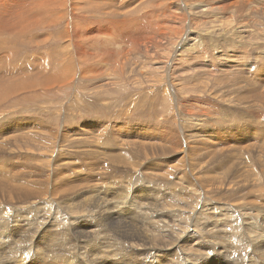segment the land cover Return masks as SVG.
<instances>
[{
  "label": "rangeland",
  "instance_id": "374dc122",
  "mask_svg": "<svg viewBox=\"0 0 264 264\" xmlns=\"http://www.w3.org/2000/svg\"><path fill=\"white\" fill-rule=\"evenodd\" d=\"M261 2L253 3L256 11L250 12L243 8L246 0H0V259H6L0 264L264 262L250 244L264 247V240L258 246L264 238V79L256 73L261 70L264 77V15L257 12L264 10ZM233 31L246 34L252 57L245 65L240 57L231 67L210 70L190 59L189 54L216 56L227 48L242 53L244 42ZM188 33L201 39L200 45L188 39L194 51L182 48ZM190 74L199 78L196 85ZM233 77L241 79L235 87L227 80ZM215 78L222 82L218 85ZM244 105L251 109L243 110ZM128 106L146 111H129L127 116L123 107ZM242 111L247 115L240 116ZM179 137L181 148L175 143ZM25 188L30 189L28 199L21 195ZM85 190L87 198H102L118 208L136 197L142 213L148 205L142 201L138 206L139 194L157 191L150 198L151 226L128 227L134 235L119 241L128 224L110 215L104 218L90 203L81 202L78 209L73 203L65 206L74 191L85 196ZM123 191L130 195L126 203L121 202ZM208 205L209 216L226 217V225L217 222L224 225L218 230L222 235L218 233L217 241L209 236L211 243L201 229L199 237L192 235L194 240L183 245L194 232L196 212ZM247 221L254 229L244 228ZM69 225L73 247L59 236ZM86 231H91L88 240ZM143 237H149L150 248L145 249ZM160 238L166 241L163 248L151 242ZM8 247L20 248L11 252Z\"/></svg>",
  "mask_w": 264,
  "mask_h": 264
},
{
  "label": "bare ground",
  "instance_id": "6f19581e",
  "mask_svg": "<svg viewBox=\"0 0 264 264\" xmlns=\"http://www.w3.org/2000/svg\"><path fill=\"white\" fill-rule=\"evenodd\" d=\"M260 1V0H259ZM262 2L264 1V0H261ZM256 2H258V0H246V3L243 5V8L245 9V10H247V11H249L250 10V12H253L254 10V8H252V4L253 3H256ZM261 2V3H262ZM182 3V2H181ZM207 3H209V2H207ZM114 4V3H113ZM228 4V3H227ZM231 5H237L236 3H230ZM229 4V5H230ZM260 3H258L257 5H259ZM263 4V3H262ZM178 5V4H177ZM231 5H230V7H231ZM102 6V5H101ZM104 6V5H103ZM113 5L111 4V7H112ZM114 6H116V5H114ZM179 6V5H178ZM178 6H177V8H178ZM262 6V5H261ZM125 7V6H124ZM114 8V7H113ZM204 8H205V6H204ZM123 9V8H122ZM200 9V8H199ZM263 9V8H262ZM262 9L259 11H257L259 14H261V15H264V10L262 11ZM182 11V10H181ZM237 11V10H236ZM256 11V10H255ZM254 11V12H255ZM263 12V13H262ZM201 15H202V13H201ZM53 19V18H52ZM246 20V19H245ZM246 23V22H245ZM222 24V23H221ZM243 24V23H242ZM159 26V25H158ZM159 29V28H158ZM239 29V28H238ZM245 29V28H244ZM255 29V28H254ZM164 30V29H163ZM163 30H161L162 31V33H164L165 31H163ZM101 31V30H100ZM168 31V30H167ZM172 31V30H171ZM232 31V30H231ZM234 32V31H233ZM233 32H231V33H233ZM129 33V32H128ZM162 33H160V35L162 34ZM169 33V32H168ZM245 33V32H244ZM244 33H239L238 35H237V33H235L234 32V34H232V36H234L235 38H237V39H242L243 40V42H244V46H245V48L247 47V46H249V44L246 42V41H244L245 39H244V37H245V35L246 34H244ZM260 33V32H259ZM189 34V33H188ZM117 35V34H116ZM151 35V34H150ZM149 35V36H150ZM152 35H153V33H152ZM157 35H158V33H157ZM163 35V34H162ZM165 35V34H164ZM220 35H222V34H220ZM258 35V34H257ZM128 36V35H127ZM154 36H155V34H154ZM80 37V36H79ZM78 37V38H79ZM152 37V36H151ZM158 37V36H157ZM162 38H163V36H161ZM161 37L159 36V38L161 39ZM167 37V36H166ZM189 37H191V33L185 38V40L183 39L182 41H184L183 43L181 42V40H180V42L183 44V49H184V51L185 50H187V51H190L191 49H192V51H194L193 49H195V48H193V46H192V44L191 45H189V43L191 42L190 40H188V39H192V38H194L193 36L191 37V38H189ZM222 37V36H221ZM104 38V37H103ZM149 38V37H148ZM168 38V37H167ZM170 38V37H169ZM197 39H198V37H196ZM123 39V38H122ZM165 39V38H164ZM195 39V38H194ZM234 39V38H233ZM147 40V39H146ZM146 40H144V41H146ZM167 39H165L164 41H166ZM169 40V39H168ZM196 40V39H195ZM201 39H198V40H196L195 42H199ZM142 41V40H141ZM153 41V40H152ZM152 41H150V42H148L149 44H151V42ZM157 42H158V40H156ZM162 41V40H161ZM188 41H190V42H188ZM231 41H233V40H231ZM235 41V40H234ZM159 42H160V40H159ZM179 42V43H180ZM229 42V41H228ZM237 42V41H236ZM146 43V42H145ZM147 43V44H148ZM200 43L201 42H199L198 44L200 45ZM146 44V45H147ZM155 44V43H154ZM231 44V43H230ZM229 44V45H230ZM237 44H238V42H237ZM240 44H242V43H240ZM79 45H81V44H79ZM178 45V44H177ZM226 45L228 46V43L226 42ZM83 46V45H82ZM117 46V45H116ZM204 46V45H203ZM234 45H232L231 47H233ZM240 46V45H239ZM242 46V45H241ZM80 47V46H79ZM146 47V46H145ZM144 47V48H145ZM154 47V46H153ZM180 48H181V46H179ZM202 47V46H201ZM219 47H221V46H219ZM230 47V46H229ZM152 48V47H151ZM191 48V49H190ZM206 48V47H205ZM204 48V49H205ZM227 48V47H226ZM235 48V47H234ZM190 49V50H189ZM228 50H223L222 49V51H224V52H221V50H220V52L216 55V56H210V55H196V56H194V55H190L189 54V57H190V59L192 60V61H195L196 62V64L195 65H198V64H201L202 65V63H204L203 64V67L206 69V68H208V69H210V70H212V66H220V69L222 68V67H228V66H230V64L229 63H233V61L234 60H236V61H238L239 60V58L241 57V59H242V62H243V64L242 65H245L244 63H247V60H249L250 59V56H251V53L250 52H248L247 51V48H246V50L244 49V51H242V53H238V52H236V51H232V50H234V49H230L229 50V48H227ZM4 50V49H3ZM146 50H148V48L146 49ZM238 50H241V49H238ZM179 51V50H178ZM183 51V52H184ZM150 52V51H149ZM258 52V51H257ZM261 52V51H260ZM6 53V52H5ZM79 53V52H78ZM81 53V52H80ZM83 53V52H82ZM81 53V54H82ZM204 53H207V52H204ZM222 53V54H221ZM244 53H245V55H244ZM262 53V52H261ZM191 54H193L192 52H191ZM200 54H202V52L200 53ZM208 54H209V51H208ZM153 55V54H152ZM160 56V55H159ZM207 56V57H206ZM220 56H222L224 59H220ZM260 56V55H259ZM208 57H209V60H208ZM252 57V56H251ZM261 57H262V55H261ZM264 57V56H263ZM262 57V59L264 60V58ZM147 58V57H146ZM189 59V60H190ZM260 59V57H258V60ZM164 60V59H163ZM224 61L225 60V64H223L222 62H220V61ZM165 61V60H164ZM253 61V60H252ZM104 62V61H103ZM127 62V61H126ZM216 62H219V63H216ZM259 62V61H258ZM158 63V62H157ZM157 63H156V65H157ZM165 63H168L167 61L165 62ZM38 64V63H37ZM193 64V63H192ZM228 64V65H227ZM253 64V63H252ZM158 65H161L160 63L158 64ZM169 65V64H168ZM173 65V64H172ZM191 65V64H190ZM200 65V66H201ZM226 65V66H225ZM233 65V64H232ZM231 65V66H232ZM238 65L239 64H237V67H238ZM163 66V65H162ZM161 66V67H162ZM165 66V65H164ZM193 66V65H192ZM207 66V67H206ZM209 66H210V68H209ZM230 66V67H231ZM235 66H236V64H235ZM241 66V65H240ZM33 67V66H32ZM100 67V66H99ZM98 67V68H99ZM160 67V66H159ZM167 67V66H166ZM170 67V66H169ZM189 67V66H188ZM213 67V68H214ZM148 69V68H147ZM168 69V68H167ZM193 69V68H192ZM207 69V70H208ZM215 69V68H214ZM220 69H216L217 71L218 70H220ZM215 70V71H216ZM229 70V69H228ZM230 70H232V69H230ZM195 71H197V70H195ZM209 71V70H208ZM207 71V72H208ZM214 71V72H215ZM227 71V70H226ZM234 70H232V72H233ZM258 71V70H257ZM256 71V73H257V75L259 76V78L258 79H260L261 80V78L260 77H262L263 79H264V77L262 76V75H260V72H261V70L260 71H258L257 72ZM264 71V70H263ZM99 72H100V69H99ZM189 72V71H188ZM255 72V71H254ZM162 73V72H161ZM180 73V72H179ZM209 73H212V72H209ZM165 74V73H164ZM164 74H162V75H164ZM234 74V73H233ZM241 74V73H240ZM235 75V74H234ZM239 75V74H238ZM242 75V74H241ZM56 76V75H55ZM166 76H167V74H166ZM168 76H169V74H168ZM167 76V77H168ZM52 77H54V76H52ZM244 77V76H243ZM243 77H241V78H243ZM54 78H56V77H54ZM154 78V77H153ZM226 78V77H225ZM234 78V77H233ZM71 79V78H70ZM162 79V78H161ZM171 79V78H170ZM252 79V78H251ZM257 79V80H258ZM159 80V79H158ZM190 80L191 81H193V83L196 85V83L198 82L197 80H199V78L198 77H196L194 74H190ZM215 80H218L217 78H215ZM228 81H231V83H229V86H232V87H235L239 82H241V79H236L235 80V78L234 79H232V78H228L227 79ZM243 80V79H242ZM248 80V79H247ZM249 80H250V77H249ZM248 80V81H249ZM220 81V82H219ZM253 81V80H252ZM160 82V81H159ZM222 81L221 80H218L217 81V84L219 85V83H221ZM254 82V81H253ZM257 82H259V81H257ZM51 83V82H50ZM171 84V83H170ZM223 84H224V82H223ZM240 84V83H239ZM254 84H255V82H254ZM163 85V84H162ZM195 85H194V87H195ZM227 85V84H226ZM257 83H256V88L255 89H257ZM5 86H7V85H5ZM167 86V85H166ZM248 87V86H247ZM168 89V88H167ZM151 90V89H150ZM171 91V90H170ZM239 90H237V92H238ZM227 93H232V91L229 89V90H227L226 91ZM171 93H173V92H171ZM175 93V92H174ZM235 94V93H234ZM151 95H152V93H151ZM165 95V94H164ZM228 95V94H227ZM239 95V94H238ZM162 96V95H161ZM166 96V95H165ZM164 96V97H165ZM237 96V95H236ZM242 96V95H241ZM35 97V96H34ZM247 96H245V98H246ZM258 97V96H257ZM262 97V96H261ZM155 98V97H154ZM153 98V99H154ZM159 98V97H158ZM163 98V97H162ZM236 98H238V97H236ZM262 98H264V97H262ZM143 99V98H142ZM170 99V98H169ZM237 100H245V99H243V98H238ZM151 101V100H150ZM157 101V100H156ZM258 102H259V100H257ZM211 102V101H210ZM244 103L243 104H246L245 103V101H243ZM260 102H262V100L260 101ZM147 103V102H146ZM151 103H152V101H151ZM236 103V102H235ZM242 103V102H241ZM108 104V103H107ZM213 104V103H212ZM227 104V103H226ZM249 104V103H248ZM251 104V103H250ZM263 104H264V100H263ZM262 104V105H263ZM257 105V104H256ZM258 105H261V103H259ZM68 106V105H67ZM146 106V105H145ZM204 106V105H203ZM206 106V105H205ZM233 106L234 105H232V106H230L231 108H233ZM236 106V105H235ZM245 106V105H244ZM250 106H252V105H250ZM100 107V106H99ZM155 107V106H154ZM96 108V107H95ZM103 108V107H102ZM109 108V107H108ZM111 108V107H110ZM110 108H109V110H110ZM123 108H125V110H127L126 111V113H127V116H129V111H133V112H143V111H146L145 109H143V107H140V106H138L137 107V109H138V111L137 110H133V109H130V107L128 106L127 108L126 107H123ZM157 108V107H156ZM184 108V107H183ZM186 108V107H185ZM93 109V108H92ZM107 109V108H106ZM158 109V108H157ZM189 109V108H188ZM248 109L250 110L251 108H246V106H245V108H243V110H246V111H248ZM206 110V109H205ZM229 110V109H228ZM105 111H107V110H105ZM122 111H124V110H122ZM148 111V110H147ZM191 111V110H190ZM230 111V110H229ZM257 111V110H256ZM259 111V110H258ZM72 112V111H71ZM186 112V111H185ZM184 112V113H185ZM205 112V111H204ZM231 112V111H230ZM83 113V112H82ZM187 113H189V112H187ZM203 113V112H202ZM233 113H235V112H233ZM252 113V112H251ZM261 113H263V112H261ZM113 114V113H112ZM121 114V113H120ZM123 114V113H122ZM193 114V113H192ZM232 114V113H231ZM253 114H255V113H252V115ZM259 114V113H258ZM189 115V114H188ZM233 115V114H232ZM247 115V113L246 112H244V111H242L241 112V115L240 116H242V117H244V116H246ZM256 115V114H255ZM190 116V115H189ZM235 116H236V114H235ZM262 116V115H261ZM260 115H259V117H261ZM170 117V116H169ZM234 117V116H233ZM258 117V118H259ZM167 118V117H166ZM179 118V117H178ZM221 118V117H220ZM215 119V118H214ZM238 119V118H237ZM248 119V118H247ZM254 119V118H253ZM177 119H175V121H176ZM234 120L235 119H233V122H234ZM240 120V119H239ZM255 120V119H254ZM158 121V120H157ZM161 121V120H160ZM209 121V120H208ZM236 121V120H235ZM262 121V120H261ZM180 122V121H179ZM237 122H238V120H237ZM243 122V121H242ZM253 122V121H252ZM259 122H260V120H259ZM183 123V122H182ZM181 123V124H182ZM193 123V122H192ZM261 123V122H260ZM97 124V123H96ZM175 124H177V123H175ZM262 124V123H261ZM128 125V124H127ZM184 125V124H183ZM260 125V124H259ZM185 126V125H184ZM188 126V125H187ZM187 126H185L186 128V130H187ZM254 126V125H253ZM263 126V128H264V124L262 125ZM32 127V126H31ZM72 127V126H71ZM173 127V126H172ZM183 127V126H182ZM242 127H243V125H242ZM245 127V126H244ZM252 127V126H251ZM33 129H34V127H32ZM74 128H75V126H74ZM184 128V127H183ZM241 128V127H240ZM247 128V127H246ZM39 129V128H38ZM41 129V128H40ZM40 129H39V131H40ZM90 129V128H89ZM188 129H189V127H188ZM193 129V128H192ZM191 129V130H192ZM50 130V129H49ZM54 130V129H53ZM56 130V129H55ZM93 130V129H92ZM233 130V129H232ZM42 131H44V130H42ZM61 130H59V132H60ZM85 131V130H84ZM185 131V130H184ZM251 131V130H250ZM49 132V131H48ZM87 132H89V131H87ZM95 132V131H94ZM99 132V131H98ZM174 132V131H173ZM192 132V131H191ZM191 132H189V133H191ZM57 133V132H56ZM69 133V132H68ZM78 133V132H77ZM76 133V134H77ZM185 133H186V131H185ZM184 133V134H185ZM189 133H187V135L189 136ZM204 133V135H207L206 133H208V131H205V132H203ZM36 134H37V132H36ZM50 134V133H49ZM71 134H73V133H71ZM102 134V133H101ZM192 134V133H191ZM197 134V133H196ZM44 135V134H43ZM66 135V134H65ZM86 135V134H85ZM89 135V134H88ZM171 135V134H170ZM169 135V136H170ZM173 135V134H172ZM186 135V134H185ZM194 135V134H193ZM221 135V134H220ZM28 136H29V134H28ZM26 137V135H25V137L26 138H29V137ZM58 136V135H57ZM175 136H177V135H175ZM187 136V137H188ZM41 137V136H40ZM185 137V136H184ZM194 137H195V135H194ZM198 137V136H197ZM213 137V136H212ZM18 138H20V137H18ZM62 138H63V136H62ZM137 138V137H136ZM167 138V137H166ZM186 138V137H185ZM14 139V138H13ZM16 139V138H15ZM66 139V138H65ZM77 139V138H76ZM75 139V140H76ZM112 139V138H111ZM170 139V138H169ZM175 139V138H174ZM21 140V139H20ZM26 140V139H25ZM87 140V139H86ZM89 140V139H88ZM124 140V139H123ZM123 140H121V141H123ZM167 140V139H166ZM194 140H196V137H195V139ZM204 140V139H203ZM211 140V139H210ZM27 141V140H26ZM53 141V140H52ZM67 141V140H66ZM133 141V140H132ZM136 141V140H135ZM184 141V140H183ZM189 141H190V139H189ZM248 141V140H247ZM47 142V141H46ZM78 142V141H77ZM128 142H129V140H128ZM207 142V141H206ZM11 143V142H10ZM122 143V142H121ZM133 143H135L136 144V142H132V144ZM171 143V142H170ZM176 143V146L178 147V148H181V146H182V141H181V138L179 137V139L175 142ZM188 143V142H187ZM204 143V142H203ZM75 144V143H74ZM93 144V143H92ZM123 144V143H122ZM168 145H169V142L167 143ZM190 144V143H189ZM189 144H187V145H189ZM193 144V142L191 143V145ZM126 145V144H125ZM127 145H129V144H127ZM163 145V144H162ZM184 145V144H183ZM190 145V146H191ZM195 145H197V144H194V146ZM200 145V144H199ZM62 146H63V144H62ZM117 146H119V145H117ZM132 146V145H131ZM145 146V145H144ZM193 146V145H192ZM191 146V147H192ZM127 147V146H126ZM143 147V146H142ZM148 147V146H147ZM146 147V148H147ZM188 147V146H187ZM139 148H141V147H139ZM145 148V147H144ZM145 148V149H146ZM193 149L194 148H196V147H192ZM200 148L202 149V147H199V151H200ZM153 149V148H152ZM187 148H185V150H186ZM190 149V148H189ZM188 149V150H189ZM254 149V148H253ZM166 150V149H165ZM196 150V149H195ZM194 150V152H196ZM209 150V149H208ZM139 151V150H138ZM163 151V150H162ZM191 151V150H190ZM204 151V150H203ZM146 152V151H145ZM171 152V151H170ZM204 152H206V151H204ZM137 153V152H136ZM139 153V152H138ZM137 153V154H138ZM154 153V152H153ZM185 152H183V154H184ZM193 153V152H192ZM90 154V153H89ZM155 154V153H154ZM160 154H162V153H160ZM194 154V153H193ZM210 154H211V152H210ZM122 155V154H121ZM181 155V154H180ZM209 155V154H208ZM193 156V155H192ZM119 157H121V156H119ZM162 157V156H161ZM207 157V156H206ZM216 157V156H215ZM50 158V157H49ZM48 158V159H49ZM63 158H65V157H63ZM122 158H124V157H122ZM131 158V157H130ZM134 158V157H133ZM139 158V157H138ZM166 158H167V156H166ZM180 157H178V159H179ZM183 158V157H182ZM181 158V159H182ZM52 159V158H51ZM111 159V158H110ZM114 159H115V157H114ZM113 159V160H114ZM120 159V158H119ZM169 159V158H168ZM167 159V160H168ZM186 159V158H185ZM67 160V159H66ZM126 160V159H125ZM128 160V159H127ZM134 160H135V158H134ZM152 160V159H151ZM159 160V159H158ZM175 160V159H174ZM183 160V159H182ZM186 160H188V159H186ZM185 160V161H186ZM196 159H194V161H195ZM201 160V159H200ZM117 160L115 159V162H116ZM176 161V160H175ZM38 162V161H37ZM44 162V161H43ZM123 162V161H122ZM142 162V161H141ZM147 162V161H146ZM164 162H165V160H164ZM169 162V161H168ZM173 162V161H172ZM177 162V161H176ZM116 163H118V162H116ZM121 162H119V164H120ZM151 163V162H150ZM158 163V162H157ZM197 163V162H196ZM195 163V164H196ZM128 164V163H127ZM132 164V163H131ZM160 164V163H159ZM193 164V163H192ZM194 164V165H195ZM42 165V164H41ZM43 165H45V164H43ZM57 165V164H56ZM56 165H55V167H56ZM121 165H123V164H121ZM138 165V164H137ZM147 165V164H146ZM173 165V164H172ZM181 165V164H180ZM190 165V164H189ZM206 165V164H205ZM259 165V164H258ZM147 166H149V164L147 165ZM176 166V165H175ZM192 166V165H191ZM197 166V165H196ZM220 166V165H219ZM221 166H222V164H221ZM221 166H220V168H221ZM45 167V166H44ZM131 167V166H130ZM185 167V166H184ZM193 167V166H192ZM37 168V167H36ZM52 168V167H51ZM132 168V167H131ZM152 168V167H151ZM150 168V169H151ZM155 168V167H154ZM165 168H166V166H165ZM173 168V167H172ZM186 168V167H185ZM198 168V167H197ZM44 169H46V167L44 168ZM147 169H148V167H147ZM167 169V168H166ZM202 169V168H201ZM39 170V169H38ZM108 170V169H107ZM127 170V169H126ZM136 170V169H135ZM187 170V169H186ZM191 170V169H190ZM204 170H205V168H204ZM203 170V171H204ZM25 171V170H24ZM42 171V170H41ZM120 171V170H119ZM163 171V170H162ZM206 171V170H205ZM1 172H2V170H1ZM32 172V171H31ZM43 172H45V170L43 171ZM53 172V171H52ZM52 172H51V174H52ZM130 172H132V171H130ZM149 172V171H148ZM125 173V172H124ZM128 173V172H127ZM176 173V172H175ZM123 174V173H122ZM173 174V173H172ZM202 174V173H201ZM54 175V174H53ZM56 175V174H55ZM110 175V174H109ZM120 175V174H119ZM127 174H125V176H126ZM6 176V175H5ZM15 176V175H14ZM39 176V175H38ZM48 176V175H47ZM117 176V175H116ZM116 176H113V177H116ZM123 176V175H122ZM122 176L120 177V179L122 178ZM150 176V175H149ZM177 176H178V174H177ZM208 176V175H207ZM12 177V176H11ZM31 177V176H30ZM32 177H35V176H32ZM44 177V176H43ZM64 177V176H63ZM118 177V176H117ZM124 177V176H123ZM130 177V176H129ZM152 177V176H151ZM48 178V177H47ZM53 178H54V176H53ZM127 178V177H126ZM176 178V177H175ZM259 178V177H258ZM39 179H40V177H39ZM119 179V180H120ZM236 179V178H235ZM55 179H53V181H54ZM126 180V179H125ZM196 180V179H195ZM112 181V180H111ZM122 181V180H121ZM226 181V180H225ZM224 181V182H225ZM204 182V181H203ZM69 183V182H68ZM83 183V182H82ZM124 183H126V182H124ZM218 183V182H217ZM221 183V182H220ZM8 184H9V182H8ZM41 184V183H40ZM65 184H67V183H65ZM75 184V183H74ZM1 185V184H0ZM71 185H73V184H71ZM173 185V184H172ZM57 186V185H56ZM124 186H125V184H124ZM176 186V185H175ZM24 187V186H23ZM34 187V186H33ZM82 187V186H81ZM130 187V186H129ZM213 187V186H212ZM226 187V186H225ZM228 187V186H227ZM90 188V187H89ZM178 188V187H177ZM33 189V188H32ZM67 189V188H66ZM226 189V188H225ZM260 189H262V188H260ZM8 190V189H7ZM10 190V189H9ZM91 190V189H90ZM263 190H264V188H263ZM221 191V190H220ZM34 192V191H33ZM49 192V191H48ZM52 192V191H51ZM125 191H123V192H120L121 194V196H122V201L121 202H123V203H126V202H128V201H123V200H129V197H130V195L129 194H125L124 193ZM156 192L157 191H155V193H152L151 195L153 196V195H157L156 194ZM159 192V191H158ZM172 192H175L174 190L172 191ZM183 192V191H182ZM226 192H228V191H226ZM259 192V191H258ZM263 192V191H262ZM262 192H261V194H262ZM53 193V192H52ZM147 193V192H146ZM168 193V192H167ZM171 193V192H170ZM169 193V194H170ZM229 193V192H228ZM254 193H256L255 191H254ZM30 194V189L29 188H25V189H23L22 191H21V195L24 197V198H27L28 197V195ZM41 195H42V193H40ZM57 194V193H56ZM84 194H86L85 196H83V195H77L76 194V192L74 191V196H70L71 198L69 199V200H71L70 202H68V203H65V206L66 207H68L69 205H70V203H73L74 204V207L75 208H80V203L81 202H83V203H85L86 204V206H88L87 205V203H90L91 204V206H89V207H98L99 208V210H100V212L103 214V216H104V218L105 217H107V218H109V215L112 217V218H114L113 220H116V219H118V220H120L122 223H125V224H128V225H124V228H126V229H124V230H122L121 231V233L120 234H122V235H120V237H119V241L120 240H123V239H127V238H130L129 236H131V235H134V234H132L133 232H131V233H129L130 231L129 230H127V228L129 227L131 230L134 228V227H140V226H146L147 228L149 227V226H151V224H150V222H148V221H151L149 218L151 217V215H152V212H150V211H152L151 209H152V206H151V203L153 202L150 198H151V195H146V194H143V193H141V194H139L140 196H139V207H140V202H142L143 201V203L142 204H147L148 206H146V209H145V211H144V213H142L141 211H140V209H142V208H138L137 207V203H136V201H138V200H136V197H135V199H130V201H129V204L126 206V205H124V204H122L121 205V207L120 208H118V206L117 205H111V201H104L102 198H87L86 196H87V192H86V190H85V193ZM175 194V193H174ZM183 194V193H182ZM259 194V193H258ZM261 194H260V196H261ZM9 195V194H8ZM7 195V196H8ZM46 195H47V193H46ZM161 195V194H160ZM159 195V196H160ZM170 195H172V194H170ZM169 195V196H170ZM177 195H179V194H177ZM91 197L92 195H88V197ZM135 196V195H134ZM133 196V197H134ZM246 196V195H245ZM47 197V196H46ZM61 197V196H60ZM78 197H82L80 200H75L76 198H78ZM154 197V196H153ZM172 197V196H171ZM232 197V196H231ZM261 197H263V196H261ZM9 198V197H8ZM247 198V197H246ZM28 199V198H27ZM30 199V198H29ZM57 199L58 198H56L55 200L57 201ZM67 199V198H66ZM79 199V198H78ZM172 199H173V197H172ZM176 198H174L173 200H175ZM242 199V198H241ZM260 199V198H259ZM3 200V199H2ZM8 200V199H7ZM11 200V199H10ZM49 200V199H48ZM263 200V199H262ZM51 201V200H50ZM68 201V200H67ZM120 201V200H119ZM184 201V200H183ZM231 202V201H230ZM264 202V201H263ZM8 203V202H7ZM251 203V202H250ZM253 204V203H252ZM264 204V203H263ZM182 205V204H181ZM189 205V204H188ZM227 205V204H226ZM48 206V205H47ZM230 206H231V203H230ZM73 207V208H74ZM144 207V206H143ZM229 207V206H228ZM241 207V206H240ZM97 208V209H98ZM116 208H118L117 210L119 211V212H117V214L114 212L115 211V209ZM218 208L222 211L223 209H225V208H223V206H221V205H219L218 206ZM252 208V207H251ZM6 209V208H5ZM144 209V208H143ZM154 209H156V208H154ZM175 209V208H174ZM242 209V208H241ZM254 209H256V207L254 208ZM260 209L261 210H264V207H261L260 206ZM68 210V209H67ZM113 213H112V212ZM166 211V210H165ZM168 211V210H167ZM170 211V210H169ZM173 211V210H172ZM228 211V210H227ZM234 211H236V210H234ZM193 212V211H192ZM208 212H211V206H209L208 205V207H204V208H200L197 212H196V215L194 216V220H195V218H197L196 219V221H195V227L193 228L194 230V232L193 233H196L197 235H195V234H193V233H190V237H188L187 239L185 238L184 239V241H185V243H182L183 245H185V246H187L188 244H187V242H189V240L191 239V241H193L194 240V237L195 238H197V236L199 237V235L202 233V231H201V229L203 230V231H207V234L206 235H204V236H206V239L205 240H207V238L209 237V236H216L215 238H216V241H217V237H218V233L220 232V231H218V230H221V228L224 226L223 224H219V223H217L219 220L220 221H223L224 222V224H225V218L224 217H221V216H217V217H214V214H213V216H209V213ZM262 212V211H261ZM98 213V212H97ZM109 213V214H108ZM154 213V212H153ZM168 213H171V212H168ZM168 213H166V214H168ZM225 213H226V211H225ZM228 213V212H227ZM249 213V212H248ZM160 214V213H159ZM18 215V214H17ZM156 215V214H155ZM164 215V214H163ZM211 215H212V212H211ZM222 215H225V214H222ZM2 216V215H1ZM6 216V215H5ZM154 216V215H153ZM157 216V215H156ZM189 216V215H188ZM100 217V216H99ZM165 217V216H164ZM214 217V218H213ZM255 217H257V216H255ZM64 218V217H63ZM157 218H158V216H157ZM249 218V217H248ZM263 218H264V216H263ZM4 219V218H3ZM71 219V218H70ZM159 219H161V218H159ZM252 219V218H251ZM9 220V219H8ZM124 220H127V222H124ZM177 221V220H176ZM219 221V222H220ZM231 221V220H230ZM251 221V220H250ZM64 222V221H63ZM112 222V221H111ZM111 222H109V223H111ZM203 222V223H202ZM207 222V223H206ZM228 222H229V220H228ZM252 222V221H251ZM251 222H249V221H247L246 223V225L244 226V228L245 229H248V227L249 228H252V229H254V224L253 223H251ZM256 222V221H255ZM254 222V223H255ZM108 223V222H107ZM257 223V222H256ZM153 224H155V223H153ZM228 224H230V222L228 223ZM261 224H262V222H261ZM97 225H98V223H97ZM122 225V224H121ZM226 225V224H225ZM231 225V224H230ZM236 225V224H235ZM54 226H56L57 227V225H54ZM92 226L93 225H88V227H91L92 228ZM204 226V227H203ZM220 226H222V227H220ZM233 226V225H232ZM260 226H262V225H260ZM226 227V226H225ZM256 227H257V225H256ZM262 227H264V225L262 226ZM20 228V227H19ZM74 228H75V230L76 231H78L79 229H80V227H78V226H76V225H74ZM162 228V227H161ZM197 228V229H196ZM239 228H241V226L239 227ZM261 228V227H260ZM6 229V228H5ZM27 230H28V228H26ZM26 229L24 230V231H26ZM62 229V228H61ZM70 229H71V226L69 225V227H64L62 230L63 231H60V233H59V236H62V237H64V238H66V241H67V243L71 246V247H73V244H72V239H71V236H70ZM137 229V228H136ZM230 229H232V228H230ZM229 229V230H230ZM262 229V228H261ZM23 230V229H22ZM83 230V229H82ZM93 229H91V231H92ZM165 230V229H164ZM198 230L199 231H201V232H199L198 233ZM227 230V229H226ZM250 230V229H249ZM260 230V229H259ZM23 231V232H24ZM28 231H30V230H28ZM91 231H86V234L84 235L85 236V238L88 240L89 238H88V234H90V232ZM205 231V232H206ZM236 231V230H235ZM18 232V231H17ZM27 232V231H26ZM223 232H224V230H223ZM241 232V231H240ZM252 232H254V230H252ZM262 232V231H261ZM20 233V232H19ZM29 233V232H28ZM76 233H78V232H76ZM243 233V232H242ZM11 234V233H10ZM18 234V233H17ZM27 234V233H26ZM95 234V235H94ZM166 234V233H165ZM175 234V233H174ZM205 234V233H204ZM225 234H226V231H225ZM233 234H235V232L233 231ZM250 234H251V232H250ZM19 235V234H18ZM17 235V236H18ZM55 235V234H54ZM114 235V234H113ZM116 235V234H115ZM141 235V234H140ZM177 235V234H176ZM176 235H175V237H176ZM189 235V234H188ZM192 235L194 236L193 238H192ZM222 235V233L220 234L219 233V236H221ZM224 235V234H223ZM236 235H238V234H236ZM261 235H263V234H261ZM261 235H259V236H261ZM30 236V235H29ZM58 236V235H57ZM91 236L92 237H96L97 235H96V232L95 231H93L92 232V234H91ZM119 236V235H118ZM137 236H138V232H137ZM169 236V235H168ZM226 236V235H225ZM250 236V235H249ZM254 236V235H253ZM257 236H258V234H257ZM256 236V237H257ZM264 236V235H263ZM4 237V236H3ZM41 237V236H40ZM61 237V238H62ZM142 237V236H141ZM161 237V236H160ZM174 237V238H175ZM203 237V236H202ZM26 238H28V236L26 237ZM56 238V237H55ZM60 238V237H59ZM152 238V237H151ZM157 238V237H156ZM169 238V237H168ZM177 238V237H176ZM212 238V237H211ZM215 238H214V240H215ZM235 239H236V237H234ZM257 238H259V237H257ZM29 239V238H28ZM31 239V238H30ZM41 239H43V237H41ZM96 239V238H95ZM140 239V238H139ZM153 239V238H152ZM213 239V238H212ZM223 239V238H222ZM260 239V242H259V244H258V246L260 245V244H262L263 243V240H264V238H259ZM43 240H45V239H43ZM141 240V239H140ZM154 240V239H153ZM151 241L152 242V244L154 245V246H158V247H161V248H163L164 246V243L166 242L165 240H163L162 238H160L159 240H156L157 241V243H155L154 241ZM220 240L221 239H219L218 241L220 242ZM234 240V239H233ZM236 240H240V238H238V239H236ZM30 241V240H29ZM143 245H144V247H145V249L147 248V247H149V243H150V240H149V237H143ZM207 241H209V242H211V240H207ZM117 242V241H116ZM223 242V241H222ZM244 242V241H243ZM249 242V241H248ZM15 243V242H14ZM49 243V242H48ZM48 243H46L47 245H48ZM52 243V242H51ZM127 243V242H126ZM171 243V242H170ZM205 243V242H204ZM211 243H213V242H211ZM226 243V242H225ZM10 244V243H9ZM19 244V243H18ZM21 244V243H20ZM129 244V243H128ZM181 244V243H180ZM179 244V245H180ZM250 244L251 245H253L254 246V248L255 249H258V252H259V254H260V256H261V258H263L264 259V251H263V249H264V247H263V245H262V248H256V246H255V244L252 242V241H250ZM25 245H27V244H25ZM178 245V246H179ZM45 246V245H44ZM50 246V245H49ZM109 246V245H108ZM115 245H113V247H114ZM132 246V245H131ZM166 246V245H165ZM175 246V245H174ZM227 246V245H226ZM2 247H3V245H2ZM5 247V246H4ZM51 247V246H50ZM110 247V246H109ZM108 247V248H109ZM130 247V246H129ZM8 248H10V247H8ZM19 248L20 247H18L17 248V250H12L13 248H10L9 250L11 251V252H14V251H19ZM150 248V247H149ZM7 249V248H6ZM47 249H48V247H47ZM107 249V248H106ZM110 249V248H109ZM108 249V250H109ZM49 250V249H48ZM176 250V249H175ZM5 251V250H4ZM112 251H114V250H112ZM120 251H122V250H120ZM1 252V251H0ZM11 252L9 253V254H11ZM123 252V251H122ZM166 252V251H165ZM177 252V251H176ZM257 252V253H258ZM5 253H7V251L5 252ZM4 253V254H5ZM7 253V254H8ZM124 254V253H123ZM198 254V253H197ZM3 255V254H2ZM119 255V254H118ZM126 255V254H125ZM142 255V254H141ZM140 255V256H141ZM159 255V254H158ZM6 256V255H5ZM124 256V255H123ZM0 257H2V256H0ZM104 257V256H103ZM106 257V256H105ZM122 258H124V257H122ZM3 258H1L0 259V262H2V261H5L6 259H3ZM96 260V259H95ZM213 261V260H212ZM72 263V262H71ZM70 263V264H71ZM74 263V262H73ZM72 263V264H73ZM77 263V262H76ZM215 263V262H214ZM3 264V263H2ZM7 264V263H6ZM68 264V263H67ZM78 264V263H77ZM162 264V263H161ZM218 264H220L219 262H218ZM262 264H264V262L262 263Z\"/></svg>",
  "mask_w": 264,
  "mask_h": 264
}]
</instances>
